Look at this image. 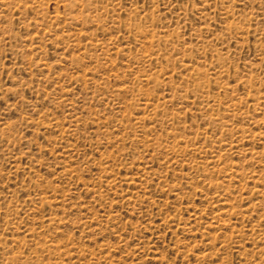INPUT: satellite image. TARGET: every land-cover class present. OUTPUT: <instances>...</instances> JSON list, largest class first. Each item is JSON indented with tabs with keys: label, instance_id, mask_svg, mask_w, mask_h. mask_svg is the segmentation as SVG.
Listing matches in <instances>:
<instances>
[{
	"label": "rangeland",
	"instance_id": "rangeland-1",
	"mask_svg": "<svg viewBox=\"0 0 264 264\" xmlns=\"http://www.w3.org/2000/svg\"><path fill=\"white\" fill-rule=\"evenodd\" d=\"M0 264H264V0H0Z\"/></svg>",
	"mask_w": 264,
	"mask_h": 264
}]
</instances>
